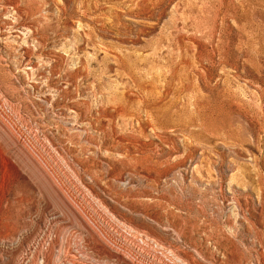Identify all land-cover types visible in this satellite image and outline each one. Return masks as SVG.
<instances>
[{"label":"rangeland","instance_id":"1","mask_svg":"<svg viewBox=\"0 0 264 264\" xmlns=\"http://www.w3.org/2000/svg\"><path fill=\"white\" fill-rule=\"evenodd\" d=\"M132 261L264 264V0H0V264Z\"/></svg>","mask_w":264,"mask_h":264},{"label":"bare ground","instance_id":"2","mask_svg":"<svg viewBox=\"0 0 264 264\" xmlns=\"http://www.w3.org/2000/svg\"><path fill=\"white\" fill-rule=\"evenodd\" d=\"M144 2V1H143ZM150 8V7H149ZM181 51V50H180ZM203 53V52H202ZM185 54H188V53H185ZM202 55V54H201ZM182 56V55H181ZM194 57H196V56H194ZM180 58V57H179ZM197 59V58H196ZM172 61H174V60H172ZM178 61V60H177ZM177 61H175V62H177ZM126 62H128V61H126ZM175 62H170V64H169V69H170V74L168 73V75L165 77V81L167 82V84L169 83H171V80L173 79V78H175V77H180V79L182 78V77H188L189 76V69L192 67V63H193V60H192V58H190V57H185V56H182L181 57V59H179V65H181L182 64V66H183V69H182V67L180 66V67H175V66H173V65H175L174 63ZM201 62V61H200ZM178 63V62H177ZM176 63V64H177ZM126 64V63H125ZM178 65V64H177ZM176 65V66H177ZM178 65V66H179ZM197 66V65H196ZM126 69L128 70V71H130V73L134 76V79L136 80V81H138V83H139V85H140V87L142 86L143 87V89L145 88L146 90H148V92H154V91H156L155 89V86H149V85H147L146 83H145V80L142 78V76L141 75H139L140 73H139V71L135 68V66H134V64L133 63H127V67H126ZM178 79V78H177ZM202 86V85H201ZM145 90V91H146ZM155 93V92H154ZM127 101V100H126ZM156 102V101H155ZM151 103V104H147L146 103V105H148V111L150 112V113H152V111H153V109L154 108H165L166 110H168L169 108H171L170 106L171 105H168L167 103H165L164 101H159V102H156V103ZM124 105V104H123ZM173 105V109H177L178 108V106H176V105H174V104H172ZM119 112H121L123 115H128V114H131L132 112L130 111V113H129V110H128V108L127 107H124V106H120V108H119ZM171 110V109H170ZM109 111V110H108ZM159 111V110H158ZM176 113V112H175ZM187 113V112H186ZM133 115L135 116L136 114L135 113H133ZM188 115V114H187ZM130 117H132V114H131V116ZM126 118V117H125ZM183 118V117H182ZM158 119V118H157ZM171 119V118H170ZM169 120V119H168ZM192 120V119H191ZM180 121H182V120H180ZM184 123V122H183ZM152 124V123H151ZM154 125H155V123H154ZM159 125V124H158ZM157 125V126H158ZM152 126V125H151ZM155 127V126H154ZM153 127V128H154ZM195 127V126H194ZM7 128V127H6ZM9 128V127H8ZM152 128V127H151ZM163 128V127H162ZM182 130V129H181ZM191 133V132H190ZM194 135H197V134H195V133H193ZM15 136V135H14ZM17 137H19V136H17ZM16 137V138H17ZM15 140V142L17 141V139H14ZM18 142H19V140H18ZM20 143V142H19ZM124 151V150H123ZM127 153V152H126ZM140 153V152H139ZM134 161V160H133ZM142 161V160H141ZM148 161V160H147ZM160 161V160H159ZM131 164V163H130ZM95 217V216H94ZM100 218V217H99ZM98 219V218H97ZM95 227V226H94ZM94 227H92V229L94 230ZM90 228H91V225H90ZM106 228V227H105ZM98 229V228H97ZM92 230V231H93ZM106 230V233H107V229H105ZM120 230V229H119ZM101 231H102V229H101ZM109 231H111V230H109ZM97 232V231H96ZM103 232V231H102ZM102 232H99V233H102ZM113 232H114V230H113ZM98 233V234H99ZM106 233H104V234H106ZM94 234H96V233H94ZM108 234V233H107ZM117 234V233H116ZM102 235V234H101ZM111 235V234H110ZM119 235V234H118ZM118 235H117V237H118ZM121 235V234H120ZM99 236H100V234H99ZM101 237V236H100ZM107 237V236H106ZM116 237V236H115ZM117 237H116V239H117ZM121 237V236H120ZM119 237V239H123V238H120ZM103 238V237H102ZM109 238H110V236H109ZM108 238V239H109ZM105 239V238H104ZM103 239V240H104ZM112 239V238H111ZM113 239H114V237H113ZM106 241V240H105ZM111 241H113V240H111ZM117 241V240H116ZM126 241V240H125ZM104 242V241H103ZM109 242V241H108ZM107 241H106V243H108ZM120 242V241H119ZM111 244V243H110ZM110 244H108V246H110ZM119 244H124V243H119ZM127 244V243H126ZM113 246V245H112ZM119 246H121V245H119ZM129 246V245H128ZM128 246H126V247H128ZM111 247V246H110ZM109 247V248H110ZM114 247V246H113ZM113 247H111L112 249H114ZM122 247V246H121ZM126 247H122V248H126ZM116 248V247H115ZM128 248H130V247H128ZM106 250V249H105ZM115 250V249H114ZM113 250V251H114ZM118 250V249H117ZM121 250V249H120ZM126 250H128V249H126ZM108 251V250H107ZM116 251V250H115ZM131 251V250H130ZM135 251V250H134ZM134 251H131V252H133V254H134ZM119 252H121V251H118L117 253H119ZM123 252H125V251H123ZM130 252V253H131ZM136 252V251H135ZM109 253V252H108ZM126 254V253H125ZM128 255V254H127ZM131 255V254H130ZM135 255V254H134ZM139 255V254H138ZM125 256V255H124ZM136 256V255H135ZM121 257V256H120ZM130 257V256H129ZM141 257V256H140ZM124 259H126V258H124ZM131 259V258H130ZM129 259V261H131ZM136 259V258H135ZM137 259L138 260H140V258H138V256H137ZM127 260V259H126ZM135 261V260H134ZM134 261H132L131 262V264H137V263H134ZM137 261V260H136ZM135 261V262H136ZM139 262V261H138ZM130 264V263H129Z\"/></svg>","mask_w":264,"mask_h":264}]
</instances>
